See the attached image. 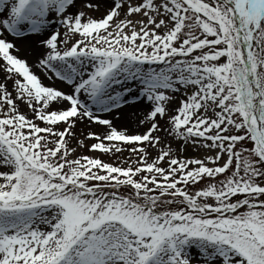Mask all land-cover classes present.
<instances>
[{
  "label": "snow or ice",
  "instance_id": "6c2138e0",
  "mask_svg": "<svg viewBox=\"0 0 264 264\" xmlns=\"http://www.w3.org/2000/svg\"><path fill=\"white\" fill-rule=\"evenodd\" d=\"M0 264H264V0H0Z\"/></svg>",
  "mask_w": 264,
  "mask_h": 264
},
{
  "label": "rangeland",
  "instance_id": "374dc122",
  "mask_svg": "<svg viewBox=\"0 0 264 264\" xmlns=\"http://www.w3.org/2000/svg\"><path fill=\"white\" fill-rule=\"evenodd\" d=\"M46 83H47V81H46ZM105 159H107V158L105 157Z\"/></svg>",
  "mask_w": 264,
  "mask_h": 264
}]
</instances>
